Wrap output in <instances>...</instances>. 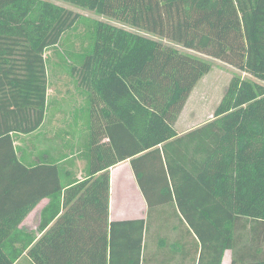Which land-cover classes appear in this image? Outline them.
Wrapping results in <instances>:
<instances>
[{
    "label": "trees",
    "instance_id": "16d2710c",
    "mask_svg": "<svg viewBox=\"0 0 264 264\" xmlns=\"http://www.w3.org/2000/svg\"><path fill=\"white\" fill-rule=\"evenodd\" d=\"M64 1L264 81V0ZM80 21L85 28L75 49L68 37ZM105 25L48 0H0V264H20L24 253L34 264H221L225 250L230 264H264V84L234 78L214 117L178 134L144 106L148 90L166 100V82L156 70L148 76L150 65L143 70L144 63L121 53L97 67ZM117 35L122 52L125 38H140L123 28ZM49 49L81 96L57 129V146L83 130L88 139H74L71 154L64 146L31 159L16 137L39 130L51 108L61 112L48 97ZM161 55L148 60L162 70ZM170 84L174 103L182 83ZM77 160L84 162L82 180L73 172ZM125 160L147 215L109 220V169ZM44 198L36 227L22 226ZM155 223L170 233L157 235L156 250L147 253Z\"/></svg>",
    "mask_w": 264,
    "mask_h": 264
},
{
    "label": "rangeland",
    "instance_id": "374dc122",
    "mask_svg": "<svg viewBox=\"0 0 264 264\" xmlns=\"http://www.w3.org/2000/svg\"><path fill=\"white\" fill-rule=\"evenodd\" d=\"M65 8L71 9L73 12H76L81 15V19L84 20H100L104 22L105 28L102 30L99 36V45L96 50V62L97 67L99 68L101 62H103L105 57L111 56L112 60L124 53L127 56H130L132 61H141L145 65L143 70L148 68V65L151 66V71L148 73V76H153L156 70V77L163 78L166 82L165 85V94L163 98H166L163 103L162 99H159L161 95L156 96V94L149 93L147 95L149 98V104H144L148 109H152L154 112L161 114L167 122H169L175 131L178 134H183L184 132L199 126L205 121L214 117V112L218 104L225 99L226 90L230 85V82L234 78H245L250 79L259 83L264 84V81L260 76L255 75L250 70L244 68L238 69L234 65L216 58L210 55L207 52H200L191 49L184 48L180 43L173 42L167 38L153 36L147 32H142L136 28L124 25L117 21H114L106 16L99 15L94 11L89 9L76 6L66 2L64 0H48ZM85 23L80 21V24L76 27L75 32H71L68 37L69 43L73 48L77 49L80 44L78 34L82 32L85 28ZM109 26H112L109 29ZM123 28L126 31L136 34L138 37L134 39L133 37L125 38V50H122L118 47L119 37L117 35V30ZM77 32V33H76ZM139 45V48L136 50L135 45ZM161 53H158V51ZM176 51L177 53H175ZM163 57L166 62L163 64V69L161 70L156 66L155 60L159 56ZM46 55H50V61L53 63L52 70L49 73L50 85L48 87V97L50 100V107L53 105L57 106L61 112L53 111L52 108L50 113L48 112L45 119V123L39 130L30 135H18L16 137V145L18 148H21V153L30 157L31 159L35 158L34 156L46 153L49 150L51 153H60L64 146H67L68 154H71L74 139L77 142L80 140L83 144L87 143L88 136L85 133V130L81 132L82 135H78L77 138L72 140L69 138L66 145L60 143V147L57 146L59 142L58 137L63 140V133H57V129H63L66 127V120L68 116L66 115L72 107L76 106L79 102L81 96L75 89V85L72 81V78L67 74L66 71H60L55 66V62L59 60L57 56L53 53L52 49H49L46 52ZM148 56H154V62L152 64V59L149 61ZM191 56H194L196 61L191 60ZM252 55H250L251 59ZM111 60V61H112ZM146 60V61H145ZM197 62H203V66H198ZM148 70V69H147ZM163 74V75H162ZM143 78V77H142ZM179 79L180 81H176ZM142 81V79H141ZM170 81L174 83H182L180 86L179 93L175 94L176 102H171L170 99L174 94L172 88L173 85L170 84ZM155 95V96H154ZM75 99L77 100L75 104ZM114 103L116 98L113 96L111 99ZM169 102V103H168ZM164 111L167 113H164ZM96 113V111L94 110ZM87 118H84V121ZM95 126L99 123L98 115L93 117ZM55 151V152H52ZM75 150V149H73ZM65 151V150H63ZM82 166V163H79ZM120 167V171H121ZM116 172L119 175V172ZM126 173V176L123 179H115L114 183V205L113 209L115 212H119L123 217L130 216H139L146 217L147 215V206L144 198L141 196V193L137 195L138 186L132 176V172L129 170ZM174 222L176 218L172 219ZM36 213L32 212L27 218L22 226L26 228L36 227ZM171 222L168 221V223ZM170 224V223H169ZM171 225V224H170ZM158 226L152 225L150 233L146 235L147 243V253H151L156 250L155 237L166 236L168 237L170 233L169 225L163 228V226L157 229Z\"/></svg>",
    "mask_w": 264,
    "mask_h": 264
},
{
    "label": "crops",
    "instance_id": "0c3cea01",
    "mask_svg": "<svg viewBox=\"0 0 264 264\" xmlns=\"http://www.w3.org/2000/svg\"><path fill=\"white\" fill-rule=\"evenodd\" d=\"M103 141H106V139L104 138ZM79 163H82V166H80ZM83 166H84V162L80 161V160H77L76 161V166L73 168V172L78 171L77 177L79 178V180L83 179V177H82V175H83L82 174ZM120 167L122 168L121 171H120ZM129 170L132 172V170L130 168V165H129V160H125L123 162H120V163L116 164L115 166L110 167V169H109V175H110V180H109V207H108V213H109L108 214V218H109V220L145 218V217H139V216L123 217L121 214H119V212H115V210L113 209V205H114V195H113V193H114V183H115L114 181H115V179H119V175L121 177L120 179H123V177L126 176L127 172H128V174L130 173ZM118 171H120L119 175L116 173ZM132 176L134 177L133 172H132ZM134 180H135V177H134ZM135 182H136V180H135ZM135 193L137 195H139L141 193L140 190H139V187H138L137 191H135ZM141 196H142V194H141ZM48 201H49L48 198L42 199L33 208V210H31V212L27 215V216H29L32 212L36 213V219H37L36 225L38 224V221H39L40 211L47 204ZM27 216H26V218H27ZM25 219L23 220L21 225L25 222ZM40 235L38 237H40ZM19 262H20V264H34L32 259L26 253L23 254V256H22V258H21V260ZM230 263H231V251L230 250H225L221 264H230Z\"/></svg>",
    "mask_w": 264,
    "mask_h": 264
}]
</instances>
